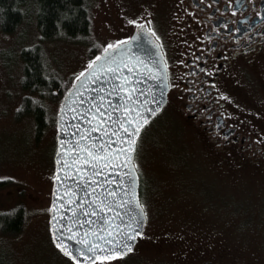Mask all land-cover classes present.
<instances>
[{
    "label": "rangeland",
    "instance_id": "obj_1",
    "mask_svg": "<svg viewBox=\"0 0 264 264\" xmlns=\"http://www.w3.org/2000/svg\"><path fill=\"white\" fill-rule=\"evenodd\" d=\"M145 1L91 0L93 31L87 43L42 41L33 2L14 34L0 32V182L11 181L0 189V212L19 206L26 211L18 235L0 236V264H77L54 244L50 229L57 126L51 116L37 141L33 118L16 119L24 97H37L21 86V50L42 43L49 67L75 83L109 45L125 42L146 23L152 8L161 11L154 14L156 35L162 24L174 28L178 3L151 0L146 9ZM256 81L254 93L238 79L227 101L240 130L262 138L264 147V72ZM45 102L58 113L60 103ZM138 145L147 228L131 255L95 264H264V155L216 148L172 105L148 124Z\"/></svg>",
    "mask_w": 264,
    "mask_h": 264
},
{
    "label": "water",
    "instance_id": "obj_2",
    "mask_svg": "<svg viewBox=\"0 0 264 264\" xmlns=\"http://www.w3.org/2000/svg\"><path fill=\"white\" fill-rule=\"evenodd\" d=\"M117 45L118 48L104 51L99 56L101 59L92 64L93 69H88L85 77L73 84L61 101L56 120V174L50 229L54 244H60L70 255L61 252L77 264H94L105 256L112 259L129 254L135 250L147 222L140 199V176L135 157L143 130L167 104V65L160 43L146 27L137 28L127 41ZM105 56L109 57L110 67H116L111 63L114 58L119 69L113 74L106 68L93 78L90 72L105 63ZM82 81L84 87H81ZM98 107L103 116L97 112ZM130 120L133 121L131 125L128 124ZM120 122L130 131L137 124L143 125L132 161L127 164V158L118 153L120 148H127V144L116 143L117 137L112 135L117 132L124 136ZM93 145H103L104 152ZM83 148L101 157L107 154L108 159L90 160L85 164L81 157H87V152L82 151ZM65 161L67 166H64ZM93 163L99 165V175H93ZM101 217L106 222H102ZM124 233L135 239L127 240ZM98 236L113 239L114 244L106 245L97 239ZM125 242L130 250H123ZM95 245L104 251L89 252L88 248ZM116 245H120L116 248L119 255L109 251Z\"/></svg>",
    "mask_w": 264,
    "mask_h": 264
},
{
    "label": "flooded vegetation",
    "instance_id": "obj_3",
    "mask_svg": "<svg viewBox=\"0 0 264 264\" xmlns=\"http://www.w3.org/2000/svg\"><path fill=\"white\" fill-rule=\"evenodd\" d=\"M175 3L180 10L174 28L168 31L162 24L158 35L154 33L157 7L135 28L146 27L164 53L169 79L164 108L182 109L184 118L220 150L240 148L263 156L262 138L255 140L240 130L227 95L240 78L255 93L254 83L264 72V0H172ZM144 4L147 9L151 0Z\"/></svg>",
    "mask_w": 264,
    "mask_h": 264
},
{
    "label": "trees",
    "instance_id": "obj_4",
    "mask_svg": "<svg viewBox=\"0 0 264 264\" xmlns=\"http://www.w3.org/2000/svg\"><path fill=\"white\" fill-rule=\"evenodd\" d=\"M31 2L34 3L33 7L36 8V26L42 41L63 38L67 42L85 41L87 43L90 39L93 31L91 0H0V32L14 34L23 23L24 9ZM87 37H89L88 40ZM20 54L23 61L21 86L37 97L33 95L24 97L16 119L20 121L24 116L32 117L35 124L36 140L40 141L50 125V117H53L52 120L55 124L57 118V114L53 115L51 107L45 100L60 103L74 82L67 83L49 67L50 64L42 43L25 47ZM139 151L140 147L138 145L136 161ZM10 182V180H2L0 189ZM142 193L143 186L141 183L140 197ZM25 223L26 211L23 206L1 211L0 236L18 235L24 229ZM145 228H147V224ZM132 252L122 258L128 257Z\"/></svg>",
    "mask_w": 264,
    "mask_h": 264
},
{
    "label": "snow or ice",
    "instance_id": "obj_5",
    "mask_svg": "<svg viewBox=\"0 0 264 264\" xmlns=\"http://www.w3.org/2000/svg\"><path fill=\"white\" fill-rule=\"evenodd\" d=\"M108 47L109 48H118L119 45H117V46L109 45ZM105 51L107 52V49ZM99 59H101V58L97 57V60H99ZM104 60H105V63L100 64L98 66V68L96 69V71L90 72V75L93 78H95L99 72L105 71L106 68H107L108 72L113 73V74L119 69V63H117V61L114 58L111 60V63L115 64L116 67H110L109 66V57L108 56H105ZM88 68H89V70L93 69V65L89 64ZM129 71H131V69H129ZM81 77H85V73H81ZM78 79H79V77H78ZM126 82H127V78H126ZM81 87H84V82L83 81L81 82ZM121 87H123V85H121ZM97 112L101 116L104 115L103 112H100L99 107L97 108ZM109 118H111V117H109ZM116 122L117 121H113V123H116ZM102 123H103V121H101V124ZM132 123H133V121H131V120L128 121L129 125H131ZM99 126L100 125H98L97 127H99ZM142 126H143L142 124H137V126L133 130L130 131L128 127H125L123 122H120L119 127L121 129H123L124 136L121 137L120 134L117 133V132H113L112 133V135L117 137L116 143H126L127 144V148H120L118 150L119 155H123V156H125L127 158L126 162H125L126 164L127 163H131V161H132V158H133L132 154L135 152L137 136H138V133H139L140 128ZM95 130L96 129H91L90 131H95ZM105 135H107L106 132H105ZM93 147L97 148L99 152H104V146L103 145H99V146L98 145H93ZM82 151L87 152V157H81V159L84 161L85 164H88L90 162V160L99 161V160L103 159V160L106 161L108 159V155L107 154H105L103 157H101L100 155H97V154H95L93 152L88 151L86 148H83ZM64 166H67V161L64 162ZM105 166H107V165H105ZM98 167H99L98 164H95V163L92 164L93 175H99V172L97 171ZM57 179H59V177H57ZM92 182L95 183V181H92ZM109 195H113V193H109ZM100 219H101L102 222H106V221H103L102 217ZM89 223H91V221H89ZM68 231H71V229L69 228ZM93 234L95 235V233H93ZM107 235L110 237L111 236V232L107 233ZM123 235L127 237V240H134L135 239V236H128L127 233H124ZM71 238L72 237H69V239H71ZM97 239L104 241V243L106 245H113L114 244L113 239H106L105 236H98ZM78 243H82V242H78ZM57 247L61 248V251H64L65 255H70V253L68 251H66L60 244H57ZM118 247H120V245H116L115 247L109 249V251L119 255L120 253L116 252V248H118ZM97 249H99L101 252L104 251V249L101 248L99 245H95L94 247H89L88 251L89 252H95ZM123 250H125V251L130 250V248L127 245V242H125V244L123 245ZM73 258H75V257H73ZM104 259H108V257L105 256Z\"/></svg>",
    "mask_w": 264,
    "mask_h": 264
}]
</instances>
